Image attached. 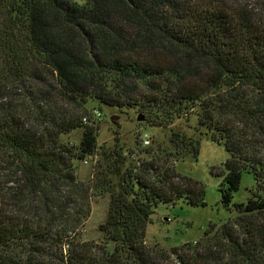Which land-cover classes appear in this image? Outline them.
Wrapping results in <instances>:
<instances>
[{
    "label": "trees",
    "instance_id": "obj_1",
    "mask_svg": "<svg viewBox=\"0 0 264 264\" xmlns=\"http://www.w3.org/2000/svg\"><path fill=\"white\" fill-rule=\"evenodd\" d=\"M250 1L0 0V264H264V4ZM89 101L153 128L194 117L229 156L221 203L244 171L248 199L197 241L148 246L159 203L204 205L170 165L200 138L170 129L169 152L98 147ZM76 129L77 143L62 139ZM96 155L80 180L75 163ZM94 195L108 196L98 243L82 239Z\"/></svg>",
    "mask_w": 264,
    "mask_h": 264
},
{
    "label": "rangeland",
    "instance_id": "obj_2",
    "mask_svg": "<svg viewBox=\"0 0 264 264\" xmlns=\"http://www.w3.org/2000/svg\"><path fill=\"white\" fill-rule=\"evenodd\" d=\"M250 3H255L257 6L264 4L263 0H251ZM85 108L87 110L86 115H89L92 109H101L99 110L101 116L98 119L89 116V120L97 128L98 147L108 148L118 144L124 150L137 152L143 146L142 138L146 135L147 147L169 152L172 151L168 142L170 129L187 133L194 138H200L198 154L195 158L187 155L183 159L171 161L170 165L177 173L197 181L203 186L204 205L191 206L183 199L177 201L176 204L159 203L154 208L150 222L146 227L145 243L148 246L156 244L169 250L186 242L197 241L202 238L209 225L218 227L232 219L236 214L234 204L246 202L250 190L254 188L252 174L244 171L241 174L238 190L232 194L231 203L228 206L221 203L219 184L224 175V172L221 171L224 169L223 164L229 156L222 143L198 134L195 130L194 117L189 122L183 119L176 120L168 128H153L138 121L139 113L133 109L100 107L95 101H89ZM80 133V130L76 129L63 136L62 139L70 143H77ZM99 152L100 149H98ZM159 154L161 153L159 152ZM137 156L141 158L143 154H133L132 157L137 159ZM98 158L99 155H96L93 159L75 163L76 174L80 180L87 181L90 179ZM174 181L182 183L179 179ZM107 205V195L91 197L90 214L82 229L83 240L100 242L101 235L98 232V225L104 221ZM109 247L111 248V246Z\"/></svg>",
    "mask_w": 264,
    "mask_h": 264
},
{
    "label": "built area",
    "instance_id": "obj_3",
    "mask_svg": "<svg viewBox=\"0 0 264 264\" xmlns=\"http://www.w3.org/2000/svg\"><path fill=\"white\" fill-rule=\"evenodd\" d=\"M89 116L93 119H98L100 116H101V112L97 109H92L89 113V115H84L82 117V122L85 124V123H88L90 120H89ZM142 145L143 146H146L148 145V140H147V137L146 135L142 138Z\"/></svg>",
    "mask_w": 264,
    "mask_h": 264
},
{
    "label": "water",
    "instance_id": "obj_4",
    "mask_svg": "<svg viewBox=\"0 0 264 264\" xmlns=\"http://www.w3.org/2000/svg\"><path fill=\"white\" fill-rule=\"evenodd\" d=\"M112 120H114V118H112ZM142 120H143V116L139 114L138 121H142Z\"/></svg>",
    "mask_w": 264,
    "mask_h": 264
}]
</instances>
